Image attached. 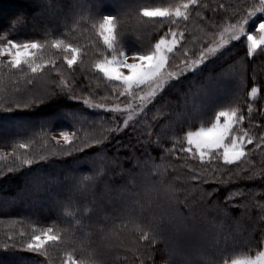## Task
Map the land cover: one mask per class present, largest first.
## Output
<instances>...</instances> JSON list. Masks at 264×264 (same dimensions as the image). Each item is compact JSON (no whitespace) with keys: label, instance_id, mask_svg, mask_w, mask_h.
Instances as JSON below:
<instances>
[{"label":"rangeland","instance_id":"1","mask_svg":"<svg viewBox=\"0 0 264 264\" xmlns=\"http://www.w3.org/2000/svg\"><path fill=\"white\" fill-rule=\"evenodd\" d=\"M72 13L78 8L74 7L78 3V0H72ZM44 2L47 3L46 0ZM180 0H116L115 3L119 4V6H125L123 9L118 12V14L103 12V15H118L117 17V29H116V42L115 47L118 48L117 41L122 40L123 36L127 34V32L132 31L133 33L141 34L140 38L145 39L146 34L148 36L150 33L154 32L156 35L155 40L150 42L149 40H144L142 42H146V44L137 51H148L152 48L155 42L160 38L161 35H164L168 32L169 27L173 26L174 31H181L185 34V39L187 43L184 45L188 50L187 57L189 60L197 59L199 49L209 43V41L213 40V33L215 32V39H219V33L213 28L214 24H219L221 28L226 25L228 22V17L235 11H243L246 7L255 4L257 7L259 6V0H200L201 10L199 11V15L196 13H192L190 15V19L185 22L182 19H179L178 23H176L178 18H148L143 17L141 13V9L144 7L147 8H168L176 3H179ZM60 4V5H59ZM128 4V5H127ZM207 5V7H204ZM219 5H224V8L218 7ZM62 3L56 4L54 7V13L52 11L48 12V15L43 16L44 10L35 11L33 13L34 18H39L42 22L46 20L55 22L61 19L60 16L63 17L67 14L65 7ZM68 10V9H67ZM1 12V10H0ZM90 12L96 13V11L92 8ZM123 12V13H122ZM51 15H50V14ZM78 13H85L82 10H78ZM76 14V17H77ZM257 15H261L257 13ZM60 17V18H59ZM255 20L256 18L253 17ZM99 22L100 17L95 18L94 23L89 24L87 27L80 26L76 23L72 28H74L75 32L70 33V37L67 40H59L63 42V45L72 44L74 47H77L74 40H79L78 45H90L97 46V48L102 50V53H106L107 45L104 44L103 38L99 34ZM234 22V21H232ZM83 40H80V39ZM137 38V40H141ZM148 39V38H147ZM171 39V36L168 37ZM39 41L44 45H48L47 47H52V42L57 39H49L48 41L32 39V40H21L17 41L20 43L27 41ZM184 44V41L180 42ZM180 45H177V49H179ZM78 48V47H77ZM63 49V47L61 48ZM80 49V48H79ZM47 50V48H46ZM43 50H36L35 55L38 57L37 62H47L50 59L44 57ZM56 50L58 54L55 55V63L57 65L56 68L46 67L42 71L38 73H32L29 70L28 79H33V81L29 82L28 79L20 83L16 79H11V83L2 82L4 79L0 78V108L4 109L8 106V102L16 105L15 107H20L29 103L30 99L36 97H47L54 90H58L59 86L63 84L64 88H74V94L77 97V101L82 103V106L86 109L95 112H106L108 117V122L103 124V127L100 129H58L54 132H51V137H55L53 140L54 144H57L56 141H59L57 145L65 146V142L62 137H60L61 131H68L69 133L76 132L81 140L88 138V142L92 144L94 140L92 138L100 139L104 136L109 137L110 139L118 137V141L128 142L130 138L133 136L131 126L129 128L123 127V120L127 118L128 115H131L133 120L130 121V125L135 121H139V124L136 127L141 130H147L151 133H159L164 139L167 140L166 147H172V141L175 139L177 141V151L173 153L168 159H157L155 161L156 165H159L160 174L157 176V180L153 181L150 179V175L156 174V169L151 166V162L149 165V169L145 170L141 175H139L136 179V182L130 181L129 186L131 188L130 191H126L118 187V191H106L104 188V184L102 185V191L97 197H90L93 207L91 209L98 213L104 214L107 212V218H104L105 221H108L110 225H115V221L117 224L112 227L110 234L106 237L108 238L109 247L113 248V244L115 243L118 248L124 250L126 254L119 256V258L125 260L124 264H171L170 260L175 261L179 258L184 259L186 262L184 264H205L203 262L204 256L208 253H211L214 250H217L220 254L222 251L225 255H220V258L217 261H214L213 264H223V260L225 258L235 259V258H252L256 259L260 252H264V245L257 244V237L259 236V232L256 231V227L254 225L253 228H250L249 231L242 236L241 232V224L243 223V218H251L253 215L257 214L260 210L257 207L258 204H264V181L260 180V174L264 173V150L255 149V144L248 145L245 144L246 153H250L251 155L242 158V161H237L232 165L225 166L223 164V160L221 159L218 163H213L211 165L205 163L202 164L197 155L188 154L185 156L184 153L179 151V141L183 138L185 133L190 130H195L200 126H210L211 123L215 119V113L212 118L207 121H198L197 123H184V121L189 119L190 116L196 115L201 109L200 101L204 98L212 100L216 97L222 98L225 97L226 94H230L234 92V84L239 80L241 82V87L238 92L243 89V98L238 101V103L227 102L226 105H222L217 108L216 111L221 110L222 108H230V107H239L241 114L244 115V122L238 127L244 128L250 131L252 135H259L261 132H264V127H260L264 125V91H258L255 97H252L250 94L251 86H260L264 85V77L261 76V69L263 68L264 72V57L261 55V50L257 49L253 56H246L247 43L244 38L241 41H232L228 45H225L223 49H220L224 55L220 59H217L216 56H210L209 59L213 61V63L205 62L204 65H200L202 72L195 73L188 71L185 72L184 75L180 78L179 83L180 90L184 91L188 88H191V91L188 93L186 98L181 99L179 97V101H175V103H170L163 108V112L165 115H159L157 113V109L161 106L156 104L153 101L152 104H149L146 108L147 119L143 118V114L140 111V108L137 105L140 103L138 99L133 100L132 97H126L124 95H117V92H122L123 89L118 87L116 82H110L107 78L104 77L103 73L99 72L95 68V64L102 59V56H92L89 55L87 58V53H81V51L77 54L76 63L73 65L72 69L69 70L64 60L65 56L71 57V53L65 50ZM86 50V49H85ZM123 50V49H122ZM126 51V50H125ZM237 51H242L243 54H240L239 57L236 56ZM101 52V51H100ZM128 52V51H127ZM133 51L128 52L131 55ZM195 53V54H194ZM219 56V53H217ZM226 57V59H225ZM0 59L5 61L7 64L10 59L7 55L0 56ZM185 56L181 54L180 51L174 50V55L170 54V64L166 66L165 72H179L180 69L184 67ZM27 67L26 64H22ZM255 74V79L253 80V75ZM252 77L254 84H252L249 88H246V81L248 77ZM79 77L82 78V81H79ZM260 77V79H258ZM258 83V81H260ZM143 91H137L134 89V92L137 96L145 95L150 91L149 87L142 86ZM115 89V91H113ZM237 93V92H236ZM159 96V91L157 92ZM36 96V97H35ZM83 99L89 100V105L83 104ZM26 101V103H24ZM205 101V100H204ZM206 104L209 102L205 101ZM105 104L106 108L114 107L116 104H119L120 109H128L131 107L132 111H125L123 116H120V119L117 120V123L120 125L122 131L118 134L113 132V129L116 127V124L110 123L109 121L114 119L115 116L119 115V113L113 114L106 111V108L99 107H91V104ZM153 105L156 107L153 110ZM251 106V113L248 112V108ZM170 112V115L167 113ZM153 115H157L158 119L153 121ZM77 116V115H76ZM67 118H71L69 115ZM105 120V119H104ZM104 120H100L98 117L92 119V122L95 125L102 124ZM162 120V121H161ZM182 122V123H181ZM0 124V135H7L12 132H18L23 128H26L24 125H19L13 120H7L6 122H2ZM146 125H154V127H150L145 129ZM176 125V126H175ZM110 128V130L108 129ZM153 139H156V136L153 135ZM134 139H131V141ZM95 143V142H94ZM20 143H16V149L18 155H15V158L25 157L26 154H22V148L19 147ZM31 146V143H28ZM73 146H81L79 141ZM184 147L187 148L188 145L186 141L184 142ZM29 148V147H28ZM21 149V155L20 154ZM255 149V150H254ZM10 151L0 152V158L3 161L2 165L8 160V156ZM135 154V153H134ZM133 155V153H130ZM137 157L141 156L140 154H135ZM153 156L159 157L163 155V153L156 151L152 153ZM101 157V158H100ZM102 161L104 160L105 168L103 172H106V179L109 180L110 172L109 168L113 165H117L118 163L124 167V170H129L131 167L135 166V161L130 160L129 158L122 159L128 161V165L123 166L125 162L121 160H113L111 158H104L103 155L98 157ZM114 158V157H113ZM119 161V162H118ZM98 163V162H97ZM131 165V167H130ZM103 167H100L99 172L102 171ZM122 170L120 167H118ZM195 171L196 173L205 172L207 175L204 177L205 183L200 185V188L211 191L212 189L218 186V182L229 181L226 185L219 184V196L221 198L228 197L230 192H235L238 188L243 189L246 192L245 197L236 196L233 198V205L236 208L237 212H232L231 216L233 218L239 217L240 219L237 221L231 218H216L215 223H201L198 226V231L195 233H168L167 234V246L168 251L166 254L168 258L163 261L153 260V253L151 252V247H155V244H150L147 241L139 240V232L134 229L132 223H130V218L126 219L127 214L133 213L134 210L138 215L133 217H138L141 214V205L134 203L136 200H140L143 205V210L147 213L146 220L152 219L153 216H159L160 214L169 210L168 203L165 200H160L159 202H153L149 204V199H154L155 193L152 191L151 186L156 184L159 186V182H163L166 185L171 186L174 191L180 195V198L184 197L189 198V202L192 201V197L196 196L198 198V193L196 187L193 184L189 183L188 173ZM213 171H215V177L213 176ZM256 174V180H243L237 179V174L240 177L245 175ZM71 174V173H70ZM69 176V175H68ZM31 178V177H30ZM63 181V180H62ZM59 181V177L57 175H51L50 173H35L32 175L28 186H25L18 196L15 198H7L0 196V207H7L17 204L19 201V205L24 210H34V211H44L48 209H54L53 201L49 200V193L45 199L39 200L38 198L33 197H22L27 194V191H35L38 189L39 184L43 185H51L55 184L56 189L58 191H66L72 189L71 184L65 181ZM128 183V181H127ZM134 186V187H133ZM137 188V189H136ZM138 191L132 193L133 191ZM250 190V194H249ZM120 191V192H119ZM222 192V193H221ZM94 200L102 201L100 205H97V202L94 203ZM247 203L249 208L246 214L243 213L242 207L236 205H242ZM110 211L107 208H110ZM114 207V209H113ZM122 207H126L130 211H121ZM108 210V211H107ZM33 211V212H34ZM135 213V214H136ZM145 217V214H143ZM259 219V216H257ZM112 219V220H111ZM220 219V220H218ZM92 222H89V226H92ZM114 222V223H113ZM13 225V222L2 221L0 223V227L9 228ZM123 229H129L127 233H115L117 231H121ZM147 231V229H145ZM41 230L35 234H40ZM53 235L59 236L58 233L54 232ZM216 234V235H215ZM113 237V238H112ZM111 238V240H110ZM119 238V239H118ZM233 238L239 243L234 244ZM251 238L252 239L251 241ZM107 240V239H106ZM219 241V242H217ZM50 242V241H49ZM136 242V243H135ZM5 244V243H2ZM148 244V245H147ZM3 246V245H1ZM149 249V252H148ZM169 252V253H168ZM67 254H63L61 256L62 264H67L68 256L71 255L74 260L79 262L81 259H88L89 257L98 258V264H106L100 257L96 254L90 252L88 256L85 258H77L76 255L72 252L67 251ZM207 253V254H208ZM4 259H0L3 261Z\"/></svg>","mask_w":264,"mask_h":264},{"label":"snow or ice","instance_id":"2","mask_svg":"<svg viewBox=\"0 0 264 264\" xmlns=\"http://www.w3.org/2000/svg\"><path fill=\"white\" fill-rule=\"evenodd\" d=\"M34 9L40 11H46L47 8L44 4V0H33ZM102 0H96L95 3H89L88 0H78V3L74 7L81 9L85 8L96 9V15L100 16L99 22V34L103 38L104 44L107 45L106 53H101L102 59L95 64V68L103 73L104 77L110 82H116L117 86L122 88V92H117L116 94L124 95L126 99L132 97L133 100L138 99L140 103L137 107L140 108L143 118L147 119L146 108L153 101L159 104L161 107L157 109L159 115H165L163 108L174 103L169 99H166L168 95V90H175L176 94L184 99L191 91L188 88L181 91L178 87L180 78L185 72L191 71L193 74L202 72L200 65H204L206 61L208 63H213L209 59L210 56H216L217 59L223 57V53L220 49H223L225 45H228L232 41H241L242 38L246 40L247 50L246 56H253L257 49L261 50V55L264 57V0H259V6L255 4L246 7L243 11H235L228 17V22L221 28L219 24H214L213 28L219 33V39H215L216 33H213V40L199 49L198 57L194 60H189L187 57L188 50L185 48L187 43L185 39L184 32L174 31L173 26L169 27V30L164 35L155 42L154 46L148 51H133L131 55L125 50L115 47L116 42V29H117V17L115 15H103L100 12L102 8ZM207 7V5H204ZM218 7L224 8V5H219ZM201 10L200 0H180L168 8H147L144 7L140 11L143 17L148 18H178L187 22L190 19L192 13L199 15ZM260 13L261 15H257ZM253 17L256 19L254 20ZM95 19V16L91 17ZM234 21V22H232ZM27 23V17L21 13L9 20L5 25L0 26V56L7 55L10 59L7 62V67L9 71L12 69H20L22 64H26L32 73H38L45 69L46 67L56 68L57 65L55 61L48 60L45 62H37L38 57L35 55L36 50H41L45 47L44 44L39 41H27V42H17L14 39H9V35L14 32L18 26H22ZM171 36V39L168 37ZM184 41V44L180 42ZM180 45L177 49V45ZM52 47L68 51L71 53V57H64L68 69L71 70L73 65L76 63L77 54L80 49L74 47L72 44L63 45L62 41L56 40L52 42ZM174 50H178L182 55L185 56L184 67L179 70V72H165L166 66L170 64V54L174 55ZM219 53V56H217ZM195 54V53H194ZM226 59V57H225ZM5 65L0 61V69ZM255 79V74L253 75V80ZM142 86L149 87L150 91L145 95L137 96L134 89L137 91H143ZM241 82L237 80L234 84V92L232 96V103H238L239 97L236 92L240 90ZM115 91V89L113 90ZM159 91L160 95H157ZM258 91H264V85L251 86V92L249 95L255 97ZM60 97H65L66 99L76 100L77 97L74 94V88L65 89L63 84L59 86L58 90H54L47 97L50 101H55ZM83 104L89 105L88 99H83ZM91 107L106 108L105 104H91ZM155 106V105H153ZM4 111H11L10 107L3 109ZM109 113H119L114 119L110 120V123L116 124L113 132L118 134L122 131L117 120L120 116L124 115L125 111L131 112L132 109H120L119 104L114 107L106 108ZM251 106L248 108V112L251 113ZM69 115L76 117V113L72 112ZM170 115V112L167 113ZM153 121L158 119L157 115H153ZM244 115L241 114L239 107L222 108L215 112V119L210 126H200L195 130H190L185 133L183 138L179 141V151L184 153L185 156L188 154L197 155L202 164H213L218 163L221 159L225 166L232 165L237 161H242L250 153H246L245 144L252 145L255 144V149L264 150V132L259 135H252L250 131L244 128L238 127L244 122ZM133 118L128 115L127 118L123 120V127L129 128L131 126L133 136L130 138V142L122 147H127L130 152L133 153L129 157L130 160L135 161V166L129 170H123L121 164H117L123 172V176L130 179V181L135 182L137 177L141 175L145 170L149 169L151 166L156 169L155 175H150V179L153 181L157 180V176L160 174L159 165L155 164L157 159H168L173 153L177 151V141L174 139L172 141V147H166L167 140L164 139L159 133H151L150 131L139 130L136 125L139 121H135L130 125V121ZM187 123V119L184 121ZM145 129L154 127V125H146ZM260 127H264L261 125ZM153 135L156 139H153ZM60 137L63 138L65 146L61 149V155L71 157L73 153H84L82 158H77L76 163L79 162H89L87 157L88 153L84 152L86 148H92L93 145L88 142V138L83 140L77 135L76 132L69 133L68 131H61ZM53 140L56 138L53 137ZM95 145L101 146L103 140L108 139L104 136L100 139L92 138ZM131 139L135 140V143H131ZM79 141L80 145L73 147L74 144ZM186 141L188 147H184V142ZM57 144L59 141H56ZM19 147L22 149H27L29 145L27 143H20ZM152 152L159 151L163 155L155 157L151 154ZM254 149V150H255ZM137 150H141V156L137 157L134 153ZM119 149H117V152ZM49 158L47 156H40L39 159L29 158L27 156L23 157L20 161L21 166L23 165H33L39 164L41 161H46ZM118 160V157L116 158ZM9 172L17 171L15 168H9ZM213 176L215 177V171H213ZM207 175L205 172L196 173L195 171L189 172V183L193 184L197 189L198 198L193 196L191 199L193 202H189L188 197L180 198L174 189L159 182V186L153 184L151 186L152 191L155 193L154 199H149V204L153 202H159L160 200H165L168 203L169 210L160 214L159 216H153L152 219L146 220L142 215L143 205L140 200H136L134 203L141 205V215L138 217H130V223L133 224L134 229L139 232V240L147 241L150 244H156L162 242L165 244L163 251H168L167 246V234L170 232H184V233H195L198 231V226L201 223H215L217 217L231 218L239 220V217L233 218L231 216L233 210V198L236 196L245 197L246 192L243 189H237L235 192H230L228 197L221 198L219 196V184L226 185L229 181H219L218 186L211 191L200 188V185L205 183L204 177ZM260 180L264 181V173L260 174ZM237 179L243 180H256V174L245 175L240 177L237 174ZM104 181V174L99 171H94L90 176H84L78 179L72 186V191L74 194H80L81 196H86L89 192L93 191L97 185ZM104 188L106 191H115V189L107 182L104 181ZM250 194V190H249ZM242 207L243 213L248 212V204L244 203L242 205H236ZM259 220L256 224L259 228V236L257 237V244L264 245V204H258ZM123 211H130L126 207L120 209ZM147 229V231H145ZM53 228L49 227L41 230L40 234H33L30 239L26 242L22 241L19 249L15 242L8 244H3L2 248L5 252L12 250H23L29 253H34L37 255H43L45 257L49 256V251L45 248V245L49 242H56L60 240V237L53 235ZM70 239V236H69ZM219 242V241H217ZM233 243H239L233 238ZM0 264H13L11 261L3 260ZM33 264H39V261H34ZM67 264H98V258L89 257L88 259H81L79 262L73 259L71 255L68 256ZM223 264H264V252H260L256 259L252 258H235L223 260Z\"/></svg>","mask_w":264,"mask_h":264},{"label":"trees","instance_id":"3","mask_svg":"<svg viewBox=\"0 0 264 264\" xmlns=\"http://www.w3.org/2000/svg\"><path fill=\"white\" fill-rule=\"evenodd\" d=\"M46 1L47 3L44 2V4L47 10L42 12L43 16H47L48 12L50 11L54 13L55 5L62 3V5L65 7V10L67 11V14L63 17V19L62 16H60L61 19L55 22H51L49 20L42 22L39 18H34L32 15L37 10L32 6L33 0H0V26L5 25L9 20L21 13L27 17V23L22 26H18L8 38L17 41L32 39L48 41L49 39L53 38L57 40H67L70 37V33H73L74 35L75 30L74 28L71 30L72 25L74 26L76 23H78L80 26L87 27L89 24H92L95 21V19H92L91 17H100L99 15H96V13L90 12V9L92 8H85L83 10L85 13L83 14H77V11L81 10L79 8L72 13V0ZM115 1L116 0H102L103 6L100 9V12L118 14V12L123 9V7L125 9V6H119V4L115 3ZM88 2L95 3L96 0H88ZM94 10L96 11V9ZM115 16L118 17V15ZM2 34L3 33L0 32V35ZM140 36L141 34L138 35L137 32H127V34L123 36L122 40L117 41L116 46L119 49H123L128 52L137 51L146 44V42L142 41L149 40L150 42H153L156 37L154 32L150 33L149 36L146 34L148 39H142ZM137 38H140L141 40L138 41ZM80 40L83 39L81 38ZM73 41L77 42L75 44L78 48H80L81 53L84 54L86 51L87 58L89 55L100 56L102 53V50L97 48V46L78 45L79 40L73 39ZM47 46L48 45H45L43 48L45 50L47 48L46 52L44 53V57L55 61V55L59 53H57L56 50H59L57 48L50 47L51 45L49 47ZM60 50L63 51V49ZM240 54H243V52L237 51L236 56L239 57ZM0 61H2L5 65L2 69H0V78L4 79L2 82L10 84L11 79H16L22 83L31 77L29 76L30 69L25 65H21L20 69H12L9 71L5 61L2 59H0ZM260 69L261 76L264 77L263 68ZM258 79H260V77ZM28 80L29 82L33 81V79ZM82 80L83 79L79 77V81ZM260 82L261 80L258 81V83ZM252 84H254V81L252 80V77L249 76L246 81V88H249ZM180 85L181 84L179 83V89ZM243 92V89H241L240 92L236 93V95L239 97V100L243 98ZM232 96L233 93L226 94L225 97L222 98L217 99L215 97L213 101L204 98L199 102L201 105V109H199L200 111L197 112L196 115L190 116L187 122L197 123L198 121H209L218 107L226 105L227 102L232 101ZM47 97L40 98L38 96L36 98H32L30 99L29 103H26L25 101L24 103L26 104L20 107H15L16 105L11 104L9 101L7 107H10L12 109L11 111H4L0 108V124H3L2 122H6L7 120H13L17 124L24 125L26 127L22 130H19L18 132L14 131L7 135H0V152H4L5 150L10 151L8 160L3 165V161L0 158V196L6 197V199L8 197L15 198V196L20 194V191L25 186H28L32 175L38 172L57 175L60 182L62 180L64 181L65 178V181L70 183L72 186V184H74L78 179L84 176H90L94 171H99L100 167H103L101 173L104 174V181H107L115 189V191H118V187L120 190L124 189L126 191H130L131 188L129 186V178L123 176L122 170H120L117 165H113L109 168L110 178L107 180L105 175L106 172H103V169L105 168L104 160L98 161L100 160L98 158L100 155H103L104 158H111L113 160L118 157L120 162L122 159L129 158L131 156H129V154L132 152H130L127 147H122V145L128 144L130 140L128 142L122 143L121 141H118L120 140L118 137L110 139L109 131L108 139L103 140V144L101 146H97L93 142L92 148L84 149V152L88 153L87 159L89 162L76 163L75 160L77 158H82L84 153H73V156L71 157L63 156L61 155V149L63 146L54 144L51 137V132L61 128H90L92 130L96 128L98 129L99 127L97 126H101V129L103 124L108 122L109 115L106 112H95L86 109L82 106V103L77 100H70L66 99L65 97H60L55 101H50L47 99ZM165 98L174 101V103L175 101H179V96L176 94L175 90L171 89L168 90V95ZM204 100L209 102V104H206ZM155 107L156 106L152 107L153 110ZM72 112L77 114L75 118L69 115V113ZM68 115L71 118H67ZM95 117H98L101 121L104 119L105 120L102 124L95 125L92 122V119ZM108 129L110 130V128ZM16 143H31L29 148L22 150V154H26V156L29 158L39 159L40 156H47L49 159L46 161H41L39 164L21 166L20 161L23 157L19 159L15 158V155H18L16 149L17 145L15 146ZM131 143H135V140H132ZM117 149H119L118 152ZM149 151L151 154L155 153L152 152L151 149ZM135 154L141 155V150L135 151ZM19 155H21V149ZM122 161L125 162L123 166L128 165V161ZM9 168H15L17 171L9 172ZM132 168L133 167H131V169ZM122 169L124 170L125 168L122 167ZM104 181L97 183L95 189L89 192V194L86 196L74 194L72 189L58 191L55 184H48L46 186L39 184L37 190L32 192L27 191V194L22 196H28L42 200L45 199L49 193L48 199L53 201L55 206L53 210H24L18 204L20 201L12 206L0 207V223L2 221L13 222V225L9 228L0 227V259L11 261L13 264H33L34 261H39V264H62L61 256L63 254H67L66 252L69 251L72 252L73 255L75 254L77 258H85L88 256V253L92 252L100 257L103 261H107L105 262L106 264H124L125 260L119 258V256L126 254V252L118 248L115 243L113 244V248H110L108 246V238L106 237L110 234V231L116 227L115 225L117 224V221H115V225H110L109 222L105 221L104 219L107 218V212H105L104 217L103 213H96L92 210L93 208L91 209V206L93 207L94 205L90 197H97V195L101 193ZM135 192L138 191L135 190L132 193ZM96 202L97 205H100L102 201L94 200V203ZM107 209L110 211L111 207ZM132 211L133 213L127 214L126 219L138 215L134 210ZM232 212H237L236 208L233 207ZM143 214H145V218H147V213L144 210L142 212V215ZM251 215H253L251 218H243V223L241 224L240 229L243 233L242 236H244L250 228H253L254 225L256 227L255 230L259 232L258 225L256 224V221L259 220L257 217L258 215ZM91 221H93L92 226H89V222ZM49 227L53 228V231L59 234L60 240L56 242L50 241L45 245V248L49 251V256L47 257L29 253L23 250H12L5 252L1 246L3 245L2 243L11 244L15 242L19 249L22 241L26 242L33 234L37 233V231L39 232V230ZM127 232H129V229L121 228V231L116 230L115 233L124 234ZM170 233L174 234L175 232ZM252 239L254 238H251V241ZM164 248L165 244L162 242H158L155 244V247H151L153 260L156 261V263L168 258L166 251H163ZM208 252L209 251H207V253ZM207 253L203 260L205 264H213L214 261H217L220 258V255H225L223 251L219 254L217 250H214L208 254ZM165 262L167 263V261ZM170 262L171 264H184L186 261L182 258H179L175 261L170 260Z\"/></svg>","mask_w":264,"mask_h":264}]
</instances>
